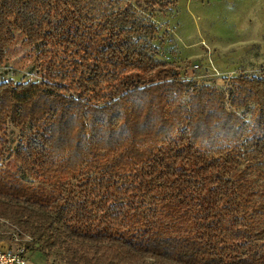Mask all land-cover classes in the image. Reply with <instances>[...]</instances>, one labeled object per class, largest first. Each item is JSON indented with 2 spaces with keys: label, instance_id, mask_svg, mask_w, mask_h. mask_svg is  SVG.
Wrapping results in <instances>:
<instances>
[{
  "label": "trees",
  "instance_id": "trees-1",
  "mask_svg": "<svg viewBox=\"0 0 264 264\" xmlns=\"http://www.w3.org/2000/svg\"><path fill=\"white\" fill-rule=\"evenodd\" d=\"M176 1L0 0V67L16 33L50 56V81L0 83V223L28 251L264 264V76L227 94L157 60L144 13Z\"/></svg>",
  "mask_w": 264,
  "mask_h": 264
},
{
  "label": "rangeland",
  "instance_id": "rangeland-1",
  "mask_svg": "<svg viewBox=\"0 0 264 264\" xmlns=\"http://www.w3.org/2000/svg\"><path fill=\"white\" fill-rule=\"evenodd\" d=\"M123 6L124 1L115 5L97 1L96 7L113 13ZM144 16L158 28L154 41L157 60L179 67L183 79L229 94L230 78L264 76V0H177L163 13L148 11ZM39 52V47L16 33L0 67V83L50 81L43 62L50 56H39ZM10 130L16 138L17 131ZM248 176L254 177V172L248 171ZM262 182L256 179L255 185L261 187ZM12 234H18L15 228L0 223V238ZM13 243L15 248L19 244ZM54 263L63 264L58 259Z\"/></svg>",
  "mask_w": 264,
  "mask_h": 264
},
{
  "label": "built area",
  "instance_id": "built-area-1",
  "mask_svg": "<svg viewBox=\"0 0 264 264\" xmlns=\"http://www.w3.org/2000/svg\"><path fill=\"white\" fill-rule=\"evenodd\" d=\"M13 242L19 243L15 249L0 250V264H28V250L20 244V239L13 238Z\"/></svg>",
  "mask_w": 264,
  "mask_h": 264
},
{
  "label": "crops",
  "instance_id": "crops-1",
  "mask_svg": "<svg viewBox=\"0 0 264 264\" xmlns=\"http://www.w3.org/2000/svg\"><path fill=\"white\" fill-rule=\"evenodd\" d=\"M10 249H15V244L6 238H1L0 250L5 251ZM27 257L28 264H53L52 258L41 252L29 251Z\"/></svg>",
  "mask_w": 264,
  "mask_h": 264
}]
</instances>
